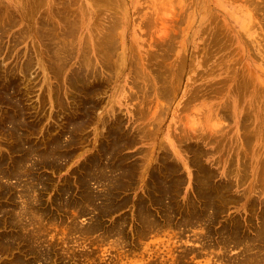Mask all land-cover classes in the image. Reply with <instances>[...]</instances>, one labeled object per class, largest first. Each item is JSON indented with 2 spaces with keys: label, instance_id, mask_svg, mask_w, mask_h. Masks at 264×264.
Here are the masks:
<instances>
[{
  "label": "rangeland",
  "instance_id": "1",
  "mask_svg": "<svg viewBox=\"0 0 264 264\" xmlns=\"http://www.w3.org/2000/svg\"><path fill=\"white\" fill-rule=\"evenodd\" d=\"M263 10L264 0H0V264L241 256L245 239L221 229L236 220L251 235L264 220ZM198 163L231 198L215 219L186 222ZM168 172L182 212L146 226L136 203L163 219Z\"/></svg>",
  "mask_w": 264,
  "mask_h": 264
},
{
  "label": "bare ground",
  "instance_id": "2",
  "mask_svg": "<svg viewBox=\"0 0 264 264\" xmlns=\"http://www.w3.org/2000/svg\"><path fill=\"white\" fill-rule=\"evenodd\" d=\"M259 7L260 6H258V8ZM258 17H259V15H258ZM250 23H252V22H250ZM109 30H110V28H109ZM111 128H113L115 131H117L119 129V126L116 125V126H112ZM119 165H120V167L125 168L123 166L124 164L122 162H120ZM209 170L203 166H200V164L198 163V185H199L198 194H200L199 198L202 200H200L198 198V201H199L198 210L192 208V210L187 209L186 213H183L184 217L186 218V222H190V220L194 217L198 218V221L199 220L203 221V218L215 219V217L218 216V213L220 211H222L219 201L220 200H229L231 198L230 192H226L228 189V186H227L228 184L226 185V183H224V182H228V181H223L221 179L214 180V178H213L214 173L212 171H209ZM124 173L126 175H129L131 173V168L126 167L124 170ZM165 174L166 175L163 177L165 179L166 178L167 179L163 180V181L166 183V186H164L163 189L158 190V196L160 197V200H162L160 194H164L163 195L164 202L166 203L164 210L166 212H164L162 215H164L165 217L163 219H160L161 217L158 219V216H155V214H153L152 212H149V208L146 207V204L144 206L142 201L141 202L138 201V205L136 203V206L138 207L137 212L138 213H142V212L144 213V214H142V221H143V223L146 224V226H151V225L155 226L156 224H160V223H158V221H160V220L162 221L165 219H166V221L168 220V222H170L173 219V217L176 216V214H178V213L181 214V212H182V211H178L179 207L175 205V201L172 199V196H171L172 184H170V183H172V182L170 181V179L172 178V176L170 175V172L165 173ZM151 175H153V173H151ZM240 176H242L241 179L243 177H245V176H243V174H241ZM159 180H162L161 177H159ZM211 180H213V181H220L221 180V183H224V184H222L223 188L217 187L215 192H214L212 189ZM121 181L122 180L120 179V181H119L120 186L124 184V183H120ZM150 197H152V195ZM208 202H210V203H208ZM226 204H228V203H226ZM15 216L17 217L18 215L15 214ZM259 222H261V223H259ZM259 222H258L259 224L256 225L257 227H255L253 230L254 233L253 232H252L253 234L251 233L252 236L249 234L246 235V233L244 231L245 228H243V225H241L240 222L238 223L236 220L230 221L227 223L225 222V224L223 225V227L221 229L222 233L224 235L234 238V240L236 242H240V237L247 240V242L244 240V247L242 248L243 252L241 253V256L235 257L228 264H264V250H262V247H264V246H261V243L264 241V239H263L264 238V220L259 221ZM14 223H16V222H14ZM200 225H201V223H200ZM204 225L206 227H209L207 222H204ZM140 227H142V226H140ZM209 231L210 230L208 228L207 233ZM204 233L206 235L205 231H204ZM199 235H198V237H199ZM234 240L229 238L228 240H222V242L224 244H226V246L229 245L230 247H232V245H234L233 243H235ZM12 242H13V240H12ZM23 252L25 253V251H23ZM34 252L35 251H33V253ZM33 256L35 259H37L36 258L37 255L33 254ZM14 263L15 264H32V263L34 264V261L29 260V261L25 262V259L23 257L18 256L17 258H15Z\"/></svg>",
  "mask_w": 264,
  "mask_h": 264
}]
</instances>
